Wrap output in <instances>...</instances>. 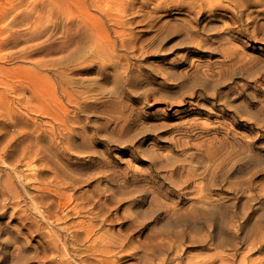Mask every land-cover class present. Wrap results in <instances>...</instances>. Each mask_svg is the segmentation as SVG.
Here are the masks:
<instances>
[{"label": "rangeland", "instance_id": "rangeland-1", "mask_svg": "<svg viewBox=\"0 0 264 264\" xmlns=\"http://www.w3.org/2000/svg\"><path fill=\"white\" fill-rule=\"evenodd\" d=\"M0 71V264H264V0H0Z\"/></svg>", "mask_w": 264, "mask_h": 264}, {"label": "bare ground", "instance_id": "bare-ground-1", "mask_svg": "<svg viewBox=\"0 0 264 264\" xmlns=\"http://www.w3.org/2000/svg\"><path fill=\"white\" fill-rule=\"evenodd\" d=\"M73 2H74V1H73ZM246 2H247V1H246ZM246 2H245V4H246ZM248 2H249V1H248ZM243 3H244V2H243ZM245 4H243V5H245ZM81 6H82V5H81ZM81 6H80V7H81ZM83 6H84V5H83ZM79 9H80V8H79ZM238 15H239V12H238ZM238 18H239V17H238ZM81 21H82V20H81ZM83 22H84V21H83ZM86 23H87V22H86ZM81 25H82V24H81ZM79 33H80V32H79ZM68 37H69V36H68ZM74 39H75V38H74ZM76 39H77V38H76ZM71 43H73V42H71ZM75 44H76V43H75ZM75 44H74V45H75ZM109 44H110V43H109ZM66 46H67V44H66ZM109 46H110V45H109ZM69 47H70V46H69ZM70 50H71V49H70ZM9 71H10V70H9ZM0 72H1V71H0ZM28 72H29V71H28ZM1 74H2V73H1ZM39 74H40V73H39ZM22 75H23V74H22ZM5 76H6V75H5ZM2 77H3V76H2ZM11 77H12V76H11ZM14 77H15V76H14ZM30 77H32V76H30ZM9 80H10V79H9ZM32 80H33V79H32ZM1 81H2V80H1ZM28 82H29V81H28ZM34 82H35V81H34ZM1 83H2V82H1ZM51 84H52V83H51ZM30 85H31V84H30ZM35 85H36V84H35ZM25 86H26V85H25ZM38 86H39V85H38ZM38 86H37V87H38ZM37 87H36V88H37ZM36 90H37V89H36ZM39 92H40V91H39ZM41 92H42V91H41ZM34 93H36V91H34ZM36 94H39V93L37 92ZM32 95H33V94H32ZM39 95H40V94H39ZM211 215H212V213H211ZM213 217H214V215H213ZM213 217H212V218H213ZM263 217H264V216H263ZM214 218H215V217H214ZM258 218H259V216H258ZM254 224H255V223H254ZM261 224H262V223H261ZM256 225H258V224H256ZM253 226H254V227H253ZM259 226H260V225H259ZM259 226L252 225L251 227L249 226V227L245 228L246 231H245V233H243V234H244L243 236H245L244 238H246V240H247V236H248V234L250 235L252 232L255 233L256 231H259V230H258V229H259ZM229 228H230V227H229ZM234 228H235V227H234ZM260 228H261V226H260ZM230 230H231V229H230ZM256 234H258V233H256ZM256 234H255V237H256ZM251 235H252V234H251ZM251 235H250V236H251ZM260 235H262V234H260ZM260 235H259V237H260ZM239 236H240V235H239ZM253 236H254V235H253ZM253 236H252V238H253ZM257 237H258V236H257ZM229 238H230V237H229ZM244 238H243V239H244ZM248 238H249V237H248ZM261 238H262V237H261ZM261 238H260V239H261ZM234 239H235V238H234ZM249 239H250V238H249ZM260 239H258V240H260ZM199 240H200V238H199ZM207 240H208V239H207ZM254 240H255V238H254ZM254 240H253V241H254ZM226 241H227V240H226ZM226 241H225V242H226ZM233 241H235V240H233ZM247 241H249V240H247ZM255 241H256V240H255ZM255 241H254V242H255ZM262 241H263V240H261V245H262ZM231 242H232V240H231ZM231 242H230V243H231ZM249 242H250V241H249ZM258 242H259V241H258ZM258 242H257V243H258ZM263 242H264V241H263ZM211 244H212V243H211ZM251 244H252V243H251ZM254 244H255V243H254ZM254 244H253V245H254ZM259 244H260V242H259ZM259 244H258V245H259ZM248 245H249V244H248ZM256 245H257V244H256ZM259 246H260V245H259ZM262 246H263V245H262ZM233 248H234V247H233ZM251 248H252V247H251ZM253 248H254V247H253ZM231 249H232V248H231ZM246 249H247V248H246ZM248 250H249V249H248ZM234 252H235V251H234ZM247 252H248V251H247ZM231 254H233V253H231ZM242 254H243V253H242ZM220 255H222V254H220ZM228 255H230V254H227V256H228ZM233 255H234V254H233ZM230 256H231V255H230ZM234 256H235V255H234ZM243 256H244V255H243ZM243 256H242V257H243ZM208 257H209V256H208ZM231 257H233V256H231ZM235 257L237 258V256H235ZM225 258H226V257H225ZM225 258H222V261L224 262V264H231V263L234 262V261H233V262L231 261V263H230V261H229V260L227 261ZM247 258H248V257H247ZM250 258H252V257H250ZM230 259H232V258H230ZM245 259H246V258H245ZM252 259H253V258H252ZM212 260H213V259H212ZM232 260H233V259H232ZM234 260H235V259H234ZM236 260H237V259H236ZM236 260H235V261H236ZM166 261H167V260H166ZM189 261H191V260L189 259ZM239 261H240V260H239ZM251 261H252V260H251ZM260 261H261V260H260ZM243 262H244V261H243ZM243 262H242V260H241V262H239V263H243ZM248 262H250V261L248 260ZM253 262H254V261H253ZM256 262H257V261H256ZM239 263H238V264H239ZM259 263H260V262H259ZM210 264H211V263H210ZM243 264H244V263H243ZM245 264H246V263H245Z\"/></svg>", "mask_w": 264, "mask_h": 264}]
</instances>
